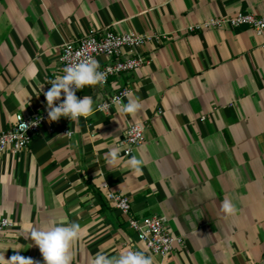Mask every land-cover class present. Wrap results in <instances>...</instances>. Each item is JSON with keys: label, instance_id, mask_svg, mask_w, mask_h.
<instances>
[{"label": "crops", "instance_id": "0c3cea01", "mask_svg": "<svg viewBox=\"0 0 264 264\" xmlns=\"http://www.w3.org/2000/svg\"><path fill=\"white\" fill-rule=\"evenodd\" d=\"M239 14L264 17V0H0V130L17 115L47 111L44 93L64 74L65 43H79L89 30L165 37L142 49L149 66L77 95L90 96L97 109L129 87L123 103H142L135 117L117 107L96 110L67 126L71 139L60 123L54 133L42 128L26 151L0 155V217L15 225L1 235L0 255L44 264L28 233L71 222L82 229L72 264L119 255L129 242L142 249L129 217L107 201L112 192L129 199L130 217L162 219L183 239L162 264H264L261 40L249 28L186 33ZM96 60L99 70L111 62ZM135 123L145 125L132 155L144 160L140 173L123 153ZM113 149L119 162L110 168ZM225 199L234 216L222 212Z\"/></svg>", "mask_w": 264, "mask_h": 264}, {"label": "built area", "instance_id": "2783aa9c", "mask_svg": "<svg viewBox=\"0 0 264 264\" xmlns=\"http://www.w3.org/2000/svg\"><path fill=\"white\" fill-rule=\"evenodd\" d=\"M240 28L251 29L255 36L261 40V49L264 52V17L239 14L233 17L210 19L198 25L188 27L186 33L192 34L195 32ZM164 39L165 37L159 35L147 36L132 32L120 35L109 31L99 33L96 30H89L79 43L70 42L64 44L59 61L64 68L69 63L85 57H92L94 59L105 57L110 59L111 62L100 70L107 74L106 82L102 85L105 86L111 77L134 73L149 66L151 61L143 55L142 49L151 44L161 45ZM80 91L77 90L76 95ZM132 93L133 90L131 88H125L99 105H108L105 111L98 110L99 106L97 110L102 113H108L111 108H118L119 105L114 103L117 98L123 102ZM63 98L62 93L61 100L56 103L62 102ZM71 122L66 117H61L58 121L50 122L47 111H40L29 119L24 118L22 115H17L15 123L9 129L0 130V155L8 152L19 154L26 151L42 128L46 127L51 133H54L60 123L64 125L63 135L71 139L73 133L67 128ZM22 123L30 125V127L24 131L21 128ZM144 140L145 125L142 123L129 125L123 139L124 156L126 158L131 157L135 149L143 145ZM103 187L104 189H108L107 184H104ZM106 199L115 210L129 217V228L134 231L138 244L142 245V249H139L134 243L129 242L127 243V249L143 251L146 255L153 258L154 264H162L177 247L182 248L184 246L182 238L174 237L167 231L164 220L155 217L136 220L130 217L131 204L127 197L109 192ZM14 227V223L9 219L0 217V237L4 233L13 230Z\"/></svg>", "mask_w": 264, "mask_h": 264}, {"label": "clouds", "instance_id": "9594fccd", "mask_svg": "<svg viewBox=\"0 0 264 264\" xmlns=\"http://www.w3.org/2000/svg\"><path fill=\"white\" fill-rule=\"evenodd\" d=\"M79 55V54H78ZM63 75L56 76L50 81V89L44 93L47 103V115L50 122L58 121L61 117L69 118L72 122H78L81 117L87 119L97 109L93 108V100L85 95L82 99L76 95L77 90L86 86L103 85L106 82L107 74L99 70V62L92 57L77 59L63 68ZM63 93V101L61 100ZM118 113L135 117L142 109V103L138 99H129L127 103L117 98ZM108 105L99 106L100 111H105ZM30 125L21 124L26 131ZM108 166L116 167L119 162V149H113L109 154ZM128 165L136 173L142 171L144 160L132 156ZM222 212L227 216H234L237 213L236 206L231 200L225 199L221 204ZM82 229L76 222L54 225L48 229L33 228L28 234L31 240L39 248L44 264H72L74 254L73 245L80 239ZM19 250V249H15ZM0 264H37L32 258H26L19 254L5 259L4 254L0 255ZM90 264H154L151 256L143 251L131 249L121 251L119 255L107 256L97 253Z\"/></svg>", "mask_w": 264, "mask_h": 264}]
</instances>
